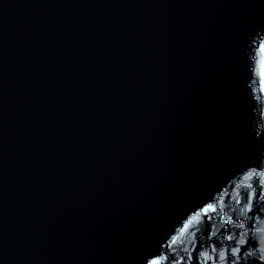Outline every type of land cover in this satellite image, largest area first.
<instances>
[{"label":"water","instance_id":"95a60500","mask_svg":"<svg viewBox=\"0 0 264 264\" xmlns=\"http://www.w3.org/2000/svg\"><path fill=\"white\" fill-rule=\"evenodd\" d=\"M0 264H264V0H0Z\"/></svg>","mask_w":264,"mask_h":264}]
</instances>
